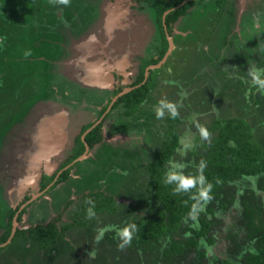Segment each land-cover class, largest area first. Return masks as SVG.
<instances>
[{
    "label": "rangeland",
    "instance_id": "374dc122",
    "mask_svg": "<svg viewBox=\"0 0 264 264\" xmlns=\"http://www.w3.org/2000/svg\"><path fill=\"white\" fill-rule=\"evenodd\" d=\"M34 1L40 2L39 4H42V2H44V0ZM12 2L13 0H0V7H4L6 4H8L6 6L9 8V16H4L1 20V23L5 27H8L10 31V35H8L7 38L2 39L0 41V45L8 41L10 45L14 44V46L16 47L15 54L10 55L11 52H7L4 53V56H2V58L0 59V85L3 86V89L0 88L1 225H3L4 221V219H2L1 217L5 218L6 212L8 211V208H10V206L15 209L18 203L26 200V196H28V202L36 198V196L39 194L38 192H40V174L42 172H46L45 167L47 165L48 168L51 167L50 169H48L49 172H46L47 174H52L53 172H55V170H57V166L67 154L66 151H69L70 149L68 143L70 142V139H72L74 133L77 134L84 123L93 120L98 115L96 110L97 107H100L88 105L84 109V115L78 116L76 114V118L74 117L76 120V126L73 128L72 132L70 131L66 133L65 136H63L62 134L59 135L55 132L54 128L56 130L62 128L63 116H59L63 113L60 112V110L57 111V109H55L53 111V115H49V110L43 112V110H38V106L37 108H35L36 101H43V96H41L40 94L38 99L35 100V95L34 97L31 96V91H28L27 84L33 82L34 80L32 81V79L40 78V76L37 74L32 75L28 70L21 68V65L26 64V59H23L24 53L26 52V47L24 45H19V39L21 38L19 32L26 29H22L23 27L15 22V10L17 13L18 6L17 4H12ZM136 6L137 3L134 0H99L97 17H95L92 24L87 29L88 31L83 33L81 35V38H77L79 41H75L74 43H72L71 48L68 47L69 51H67V53L69 52V55L70 53L75 54L76 49H79V47L83 48L82 46L92 45L95 49L91 51L94 52H81L83 54L89 55V59L87 58L88 60L99 62V64H101V69L103 70L107 69L106 65H109L110 68H116L118 70V73H123L126 77L128 75H131L133 73L132 69L129 71H125V69L128 70V68H131L133 64L130 63L128 66H125L121 62L126 60V62L128 61L129 63L132 58L131 55L137 51H142V49L146 45L145 42L148 38L147 33L142 36L144 32L142 33L139 29H131L135 28L136 26L141 27L142 24H149V21L147 19L145 20V12L142 11L140 13L138 10H136ZM202 6L203 5L201 4H195L191 8V14L187 15L186 17L179 18L173 24V29L176 33L175 36L180 34L179 37H181V32H190L192 30V27L199 20H193L191 18L194 16H199L197 12L202 8ZM248 6L249 8H251L250 11L264 9V0H231V2H229V4L227 5L224 14L222 13V15L228 17L227 21H225L222 27L220 25L222 23V19L215 22L216 29L219 28V30H217V33L223 35L220 36L222 39H218L220 45H217V40L212 41L211 45L215 47L216 52H218V50L221 52V57L217 56L214 59L211 58L212 62L214 61L213 66H215H208L209 69H218V71H221L222 74L224 72L232 73V79H234V82L238 78H241L240 80L243 82L242 90L245 89V91L244 94L238 97V100L234 99V96H232V94L235 92L234 85H231L230 83L224 85L222 80L219 81L217 77H213L214 80L210 81L208 78L195 75V77H193L192 79L189 78L188 80L187 74H189V71L188 68H186V62L179 61L181 50L180 48H178L174 51L173 63L169 64L170 66H175L174 69L168 67V65L166 64L168 62H165L166 66H162L160 72L158 73L160 78H157V84H161V78H163V75L168 78L176 74L172 72L173 70H176L180 74V78L184 80L187 79L188 81L186 80L180 82L179 87H177L178 84L169 85L162 89L159 94H153L145 104L147 108H151V106L154 105L155 108L151 109V111L154 113L153 117L151 116L148 118H144L142 117L143 111H138V117L141 118V121L134 124V126H131V130L133 131L132 133H130L132 135L131 137H126L123 133H115L111 136V134H109L108 132L111 120L104 122L103 133L105 132L106 134L105 141L115 143L117 142V139H129V144L131 146L132 144L137 145L140 152L144 150L143 146H145L147 152L150 155V152L154 148V144L152 141H150V139L159 140L160 138L158 137V135H156L154 130L158 127H164L165 120L163 119V116L169 113L167 108H162L163 114L161 116L157 118L155 114L156 108L159 106L158 101L163 99L164 96L167 97V99L165 100L176 105V111L177 113H179V115L185 114L184 112H182V109H179L180 106L184 107V109L186 110H188L189 108L190 111L192 110L191 118L189 119L191 122L187 125H179L181 131L179 144L180 146L178 148L179 152L173 155V170H175V167L178 164H184L183 159L187 154L188 149L192 148L193 145H195V138H197L199 142L205 143L213 134L216 133V130H209V126L211 125L210 123L212 122V119L216 114L224 113L226 115H232L235 112L238 113V110L243 114L245 110L249 115L248 119L251 120V123H256V127L253 130L255 137L257 136V139L261 137L264 138V91L260 90L255 84L251 82V77L249 75V72L251 70L261 69V76H264V70L261 68V66L256 64H254L253 69L249 68L250 66H252L251 64L248 65L249 62H252L251 58L257 56L254 50L250 52V60L239 62L238 60L241 57V54H239V52H241L240 50H243V48L239 47L238 49L236 48V50H233L231 41V39L235 37H232V34H234L236 35V37H241L244 40L242 43L245 42L246 38L243 37L244 34L243 30H241V26L248 25L251 27L252 31H255L256 23L254 22V20H245V17L242 15V13H244L243 9ZM33 11L39 12L40 8L34 7ZM200 16H206V14L203 15L202 13L200 14ZM233 17L236 18L233 19ZM262 18L264 19L263 15ZM203 20L207 22L205 18H203ZM220 27L222 28L221 30ZM261 32L263 33V29H261ZM17 33L19 37L15 38ZM195 33H197L196 30ZM225 37L229 38L230 43L223 39ZM105 39H107V42L112 43L114 46L110 47L108 45L107 47H105ZM233 44L234 47L238 46L237 42H234ZM247 44L248 47L251 48L250 45H252V41H248ZM98 45L99 47H105V52H108H106L107 58H104V56H102L100 50H96V48H99L97 47ZM27 50L30 54L32 53L30 49ZM184 51L188 53L186 49H183V52ZM67 53L64 54L63 57L66 56ZM259 54L260 52H258V56ZM217 55H219V52ZM225 55L228 57V59L230 58L229 60H231L230 63L229 60H227L229 65L228 63H226L227 61L225 63H221L222 60L226 59ZM100 57H102L101 60L99 59ZM10 59H16L15 62L20 63V65L13 63L8 67L7 63H9ZM84 67L88 68L86 64L84 65ZM54 70H56L55 65H53V71ZM77 72H79L80 74V71ZM90 72H92L91 69L89 70V73ZM23 73H27V75ZM210 75L213 76L211 71ZM23 76H27L26 85L24 83H21L22 85H19L20 79L22 80ZM100 78L104 79V76H100ZM226 82H228V79L226 80ZM106 85H112L111 74L109 75V78L104 82V84H102V86H105L103 87L104 89H99L105 90V88H107ZM249 91L254 95V97L260 100L259 105H253L251 115L247 106V101L242 98ZM177 94H184V100L178 102ZM79 107H82L80 101ZM241 108L243 110H241ZM254 111L257 112L254 113ZM42 112L44 113V115L42 114ZM188 116L189 114L184 115L186 122L188 121ZM70 120L71 119H69V121ZM53 121H57L53 124L55 126L51 125ZM142 121L147 122V125L152 131H150L151 134L147 133V125ZM196 122H199V126H197V129H193ZM65 123L67 124L68 121H66ZM70 123L72 122L70 121ZM51 126L54 128H51ZM200 127H203L208 131L209 135L206 139L200 135ZM114 131L115 129H113V131L111 129V132ZM138 131H140V133H138ZM58 146L59 148L56 149V147ZM97 147L98 145H95L92 151L97 149ZM52 149H54V151H52ZM204 152V150L203 153L201 151V154L204 155ZM88 154L89 156H91L92 153L89 152ZM142 160L143 163L146 162L145 158H143ZM38 164L42 165L40 172H37ZM113 166L117 167L119 165L114 164ZM70 173L72 174V176H77V174H75L73 171H71ZM107 176L108 177H106V179L108 181H113L115 179V173L109 174ZM100 180V183L96 187V183L92 181L89 184L91 187L90 189L107 192L110 188H112L108 186V182L106 183L102 178ZM242 185H245L244 188H242ZM256 186V177L229 179L224 184L222 195L220 196L222 197V202L226 203V207H224V209H221V211L219 209L218 213H215V216H217V218L211 220L212 230H214L215 235L218 234L219 239L224 238L225 242L228 244L234 242L236 246L242 249L240 251L241 257H243L242 253L245 252L244 247H246L247 244L252 240L253 236L257 234L256 226L261 227V225L264 224V179H261L259 188H257ZM62 188L63 185L61 184L60 188L58 187V189L56 190L57 192H59L56 194V197H59L57 198V205L59 203L62 204L60 208L53 211L51 210L52 208L49 206V204H51V202H49L51 201V195L47 194L44 196L45 199H47V203L40 202L42 201V198L37 204L31 202V204L27 206L25 213L19 217L21 218L20 221L17 220L16 222L19 225H23L28 223V220H33L35 218H37L38 220H41V217L45 219L46 216L49 217V214H52L50 219H53L58 215L60 216L58 224L74 221L75 217H79L78 214L75 213V210L79 208L78 201L83 202V194L88 191H83L82 189L77 190V188L71 187L67 193V191H62ZM117 188L119 190L121 189L120 184H117ZM114 190L117 191V189ZM242 191L244 192V195H247L250 198L251 202H249V206L254 209V216L252 218L244 215V209L241 203V201H244L245 199L244 196V198H241L239 200L234 199L230 202V199H232L231 196H233V194L236 193L239 196V192ZM257 191L258 193H256ZM121 193L122 192L118 191L116 197L118 198V196H120L119 194ZM132 197L135 204L139 202L134 196ZM72 198L74 202L71 201ZM123 201L126 202V200ZM65 203L67 204L66 207H64ZM134 214L139 213L134 212L130 216H134ZM129 222L130 221L127 217L120 218L119 216L117 217L114 214H108L106 212L95 213V215L89 217L88 220L90 233H87V235H85V232L77 229L76 227H74L75 230L68 231L66 233L65 240H67L69 243V246H67V248L63 251L67 252L66 255L61 256L57 255V253L56 255L51 254L50 256L48 255L47 251L44 255L40 252L38 254H41L45 257L44 264H177L176 260H174V256H176L175 253L172 255V259L170 260L169 258H166L164 256V247H168L170 240H173V244L175 243L176 247L182 244L184 242V239H186L187 236L192 233L189 226H195V223L191 219V216L188 218L185 217L183 226L178 231L174 232L173 234H168L166 238H160V241L158 243L150 242L149 245H145L142 248H137L134 246V243H131L130 245L125 246L123 249H120L119 247H117L119 238L116 236L115 228L106 226L115 225L118 227L123 226L124 224ZM250 223L254 224V227H251L249 225ZM83 227L84 226H80L79 228L83 229ZM99 228H105L106 230L104 231L102 238L99 241H96L95 236L97 233V229ZM86 230L88 231V228H86ZM150 244H155L158 247L154 248L153 245ZM207 247H209V245H207ZM13 248L14 246L12 245V247L7 250L8 252L0 251V264L38 263H35L32 260L36 255L35 253H37L36 249H32L31 251L29 249L25 254L26 256H24V258L26 257V259L21 258L19 260V258L16 257L18 256L16 255V251V256H14V252H11ZM237 255L236 257L238 258L239 255ZM192 256H194V253H189L185 257L183 255L181 263L188 264V261Z\"/></svg>",
    "mask_w": 264,
    "mask_h": 264
},
{
    "label": "trees",
    "instance_id": "16d2710c",
    "mask_svg": "<svg viewBox=\"0 0 264 264\" xmlns=\"http://www.w3.org/2000/svg\"><path fill=\"white\" fill-rule=\"evenodd\" d=\"M147 1L153 6L154 11H156L157 21L161 28L163 40L165 41L163 49L161 50L162 53L166 47V39L164 36L162 25V14L164 11L179 5L182 0ZM223 1L224 0H220L221 8ZM196 2V0H188L182 5L169 10L164 15L163 19V21L167 24V27H169L170 29L169 24L175 22V20L180 15L186 14L187 8H189L190 5L195 4ZM6 5L4 7L1 6L0 8L9 12V8ZM40 6L42 7L41 4ZM17 14L18 13H16L15 10V15ZM262 19L260 18V21H262ZM1 28L2 29H0V31L2 33L9 32L8 27ZM248 57L249 56L242 60H248ZM254 58V64L261 66V68L264 70V59L260 62V60L258 59V53ZM229 59L228 57H226L225 61ZM15 61L16 59H10L9 63H7L8 67L13 63L20 65V63ZM188 71V75L193 78V68L189 67ZM44 75H48L47 72H45ZM212 75H216L217 79H219V81L222 80L224 85L227 83L234 85L235 92L232 94V96H234V99L238 100V97L244 94L245 89L242 90L243 82L240 80L241 78H238L234 82V79H232V73L224 72L222 74L221 71L216 72L215 74L212 73ZM142 77V73H140L138 81ZM206 77L210 81L214 80V76L210 75L209 77ZM227 79L228 82H226ZM52 83L53 81L50 80V87L48 84L46 87H44L43 90L36 92L35 97L33 95L35 100L38 99L40 94L41 96H43L42 98L46 100L49 98L59 99L54 94V89L51 87ZM19 85H22L21 79ZM149 87L150 85L148 84L143 85L139 89H134L125 97H123L125 99L126 105L128 106L125 109V115L132 114L136 108L141 107L140 105L143 101L144 94L149 89ZM0 88L3 89V86L0 85ZM242 98L247 101V106L251 115L253 105H259L260 100L254 97V95L250 91ZM144 108V106H142L141 109L139 108V111H143L142 117H153L154 113H152L149 108L148 110ZM243 109L241 108V110ZM255 112L257 111H254V113ZM187 114H189L188 119H190L192 110ZM248 116L249 115L245 110L243 114L239 110L238 113L235 112L232 115H226L224 113L216 114L213 117L212 122L210 123L211 125L209 126V130H216V133L213 134L205 143L199 142L198 139L195 138V145H193L192 148L188 149L187 154L183 159L184 164H179L180 166H176L175 170H173L174 167H172V160L174 159L173 155L179 152L178 148L180 146V130L178 131V128L180 125L181 117L179 113H177L175 117L170 116L169 113L165 114V118L168 123L167 127L165 128L163 135L159 138V140H157V145L154 148L151 157L148 158L147 162L144 164L142 163V159L144 158L143 153L139 151L137 145L132 144L131 146L129 144V139H123L122 144L117 143V146L112 145V143L109 142L101 141L102 135L100 124L93 127L89 132H87L84 135L83 140L81 138V134L90 124V122H86V124L84 123L81 126L80 131L76 134L77 136L75 135L73 137L71 145L69 144V148H71L72 146L73 147L71 148L72 153L68 160L70 162L72 159H75L77 158V156L81 155L85 150V143L89 146V151H91L92 155L75 160L68 168L62 170L60 175L57 177L56 182L51 184L46 191H56L58 189V186L56 187L58 183H60V185L62 184L64 189L75 187L77 188V190L82 189L84 191L91 188L89 184L92 181L96 183L95 187L98 186L101 178L106 183L108 182V186L117 189V184H119L121 181L117 179L123 178V171H125L128 175L129 183L133 188V190L130 193L128 191L127 194L129 193V195L134 196L139 202L136 204L129 203L127 206L124 205V207H122V205L117 206L114 199V193H116L117 191H115L114 189L110 188L107 193H104L100 190L94 191L93 189H90L88 194H83V197L85 198V200L87 198V200L85 202H82V207L80 208V210H75L76 214H81V217H79V219L74 218V221L67 222L61 225H57L58 217L50 220L48 223L43 222L44 218L42 217L41 220H38L37 218L28 220L30 222V227L26 229H16L11 241L6 242L11 232L12 226L11 215L13 214V209L10 207L6 212L5 218L1 217L2 219H4V221L3 225L0 224L2 227L0 229V251L8 252L7 250L13 245L14 248L11 250V252L19 251L24 258L29 249L30 251L32 249H36L37 253H35L36 255L32 260L35 263L38 262L39 264H44L45 257L41 254L39 255V252L44 255L47 251L48 255L50 256L51 254L56 255L57 253V255L61 256L66 255L67 252L63 251L67 248V246H69V243L67 240H65V237L68 231L75 230V228L72 227H76L77 229L82 230L83 232H85V235H87V233H90V228L88 227V208L91 207L92 210L96 212H102L104 210L113 212L116 209L118 210L121 208L118 214L119 217H127L128 220L137 227V231L133 236L131 242L134 243V246L137 248H142L145 245H149L150 242L158 243L160 241V238H166L168 234H173L174 232L178 231L183 226V220L185 219V217L187 218L196 215L198 224L195 228L190 227L192 233L189 234L187 238L184 239V242L177 247L175 243L173 244V240H170L168 247H164L165 249L163 250V253L166 258H169V260L172 259V255L175 253L176 256H174V260H176L177 264H187L181 263L183 255L185 257L189 253H194V256L189 259L188 264H207V259H205L206 250L203 248V245H201L200 241L201 239H204L207 241H204L206 242L205 245H208L210 243H213V238L212 235L208 233V222L202 215L207 213V210L205 211L204 207L200 208L199 206L202 203H206V209H209V202L213 200L221 201L222 197L220 196L222 195L224 184L229 179L256 177L257 188L260 187L261 179H264V138L261 137L257 139V136L255 137L253 130L256 127V123H251V120L248 119ZM117 121L112 126V131L113 129H117L128 131L131 133L133 132L131 130V121H120V126L119 124H117ZM142 122L147 125V122ZM197 126H199V122H196L195 128H197ZM74 138L75 146L73 144ZM95 145H98V147L97 149H95V151H92ZM203 150L205 151L204 155L201 154V151L203 153ZM107 152L109 156L107 155ZM126 159L128 160V162L125 163ZM108 160L109 162L106 163V161ZM201 161H203L205 165L202 173L206 181L212 185L209 190L210 199H208L207 201H197L196 199H194V197L198 195L199 186L194 185L187 190L181 189L180 191H174V189L176 188V182H166V177L170 170H173L174 172L183 174L185 176L191 175L195 177L199 175L201 172V169L199 167ZM111 162H114V164H118L119 166L114 167V164H111ZM138 164L141 166L140 170H137ZM71 171L77 174V176H72V174L70 173ZM136 171L146 173L143 181L139 182L136 180ZM113 173H115V179L113 181H108L106 179V177H108L107 175ZM50 180L51 177H45V180L41 181V187H45ZM244 186L245 185H242V188H244ZM256 193H258V191ZM243 196L245 197V199L244 201L242 200L241 203L243 205L244 215L252 218L254 216V209L249 206V202H251L250 198L247 195H244V192L242 191L239 192V196H237V198L235 197V199L239 200L241 198H244ZM25 198H28V196H26ZM40 199L41 197L35 198L34 200L32 199L29 202V205L31 204V202H34L35 204L39 203ZM46 201L47 199L43 197L42 201L40 202L47 203ZM89 201H91V204L89 203ZM193 204L197 205L194 215L192 209ZM49 206L52 208L51 204H49ZM61 206L62 204L60 203L57 208H55V210H57ZM66 206L67 204L65 203L64 207ZM137 208H139L141 212L139 214H134V216H130L135 212ZM249 225L251 227H254V224L252 223H250ZM80 226H84L83 229L79 228ZM256 227L257 234H255L252 240L247 244V246L244 247L245 252L242 253L243 257H241V254L238 258L236 257L237 259L232 256L233 260L236 259V264H264V224H262L261 227ZM86 228H88V231L86 230ZM232 245H234V247L238 250V246H236L234 242L232 243ZM153 247L156 248L158 246L154 244ZM24 259H26V257ZM232 264H234V261L232 262Z\"/></svg>",
    "mask_w": 264,
    "mask_h": 264
},
{
    "label": "flooded vegetation",
    "instance_id": "af4514ba",
    "mask_svg": "<svg viewBox=\"0 0 264 264\" xmlns=\"http://www.w3.org/2000/svg\"><path fill=\"white\" fill-rule=\"evenodd\" d=\"M134 1L137 3L136 10H138L140 13L142 11L145 12L144 13L146 15L145 20L147 19L149 21V24L148 25L142 24L141 27L136 26L135 28H131V29H133V30L139 29L142 33L144 32V34L142 36H144L147 33L148 38L145 42L146 45L144 46L142 51H137L131 55L132 58H131V61H129V63H128V61L126 62V60L121 62L125 66H128L130 63L133 64V66L131 68H128V70L125 69V71H129L132 69L133 73L131 75H128L126 77L123 73L122 74L118 73V70L116 68H112V67L110 68L109 65H106V68L109 67V69H105V70L106 71L108 70V73L111 74L112 85H111V87L105 88V90H100V91H98V90L93 91V90H91L92 88H84V86L80 87L76 84V81L70 80L71 78L68 79L67 77L63 76V78H64L63 79V78H61V75L59 73H57V70H55V72L53 71V65H56V63H58L60 58H62L63 55L67 53V51H68L67 49H69L68 47L71 48L72 43H74L75 41H79L77 38H81V35L83 33H85L86 31H88L87 29L92 24L95 17H97L98 8H99L98 7L99 0H69V3L67 5L60 3L59 0H44V2H42V4H41L42 7L39 4L40 2H37L34 0H27V1L26 0H13V2H12V4L14 3V4H17V6H18V9H17L18 14L15 15V17H14L15 22H17L18 25L20 24L23 27V28L21 27L22 29H26V30H21L19 32V35L21 37L19 39V42H20L19 45L20 46L24 45L26 47V52H28L27 49H30L32 52L31 54H29L27 56L24 55L23 59L24 60L26 59V64L21 65V68L28 70L29 73L32 75L37 74L40 76V78L32 79V81L33 80L34 81L27 84L28 91H31V96L35 95L36 91L39 92L40 90H43L44 87H46L48 84L50 87V80H51V81H53V83L51 84V87L54 89L53 91H54V94L57 98L62 99L64 101H67L68 103L74 105V107L79 106V101L81 102L82 107L78 108V111L80 112L79 116L84 115L83 114L84 109L88 105H90V106L93 105L96 107L100 106V107H97V109H96L98 115L93 120L90 121V124L87 126V128H85L84 132L81 134V138L83 140H84V135L87 132H89L93 127L100 124L101 135H102L101 141L106 142L105 141L106 134H105V132L103 133V130H104L103 124H104V122L110 121V120H111V122H110V125L108 128L109 129L108 132H109V134H111V136L115 133H123L126 137H131L132 136L130 134L131 132H128V131L116 129L114 132H111L112 126L115 124V122L117 120H118L117 124H119V126L121 124L120 121H122V122L123 121H125V122L131 121L130 124L133 126H134V124L139 123L141 121V118L140 119L137 118L139 108L141 109V107L144 106L146 108V110H148V108L145 106V104H146L147 100L150 97H152L153 94L154 95L159 94V92H161L162 89H164L165 87H167L169 85L178 84L177 87H179L180 82L187 80V79L184 80V79L180 78V74L176 70H173L172 72H174L176 74H174L173 76L168 77V78L163 75V78H161V81H162L161 84H157V78H160L158 73L160 72V69L162 66L163 67L166 66L165 62H168V63H166L168 65V67L174 69L175 66H170L169 64L173 63L174 51L177 50L178 48H180V50H181L180 56H179V61L180 62H186V65H187L186 68H188V69H189V67L193 68V71H192L193 77H195V75H199V76H204L205 78H207L206 76H208V77L210 76L209 75L210 71L213 74H215L216 72H219L218 69L213 70L211 68L210 69L208 68V66H210V65H212V67L215 66V65L213 66L214 61L212 62L211 58L214 59L217 56L221 57V52L218 50L219 55H217L218 52L215 51V47L213 45H211V42L217 40V42H216L217 45H220L218 39L219 40L222 39L220 36H222L223 34L217 33V30H219V28L216 29L215 22L222 19V23L220 24L222 27L224 25L225 21H227L228 17L222 15V13L224 14L226 7L229 4V2H231V0L230 1L224 0L222 3V8L220 6V4H221L220 0H207V1L206 0H196L197 2L195 4H201L203 6L197 12V14H199L198 17H195V16L192 17L191 16L192 18L191 17L190 18L193 20L197 19L200 22L199 21L196 22V24L192 27V30L190 32H188V31L187 32L186 31L181 32V37H179L180 34L175 36L176 33L174 32L173 24L179 18H183V17H186L187 15L191 14L192 13L191 8L195 4H192L189 6V8H187L186 14L180 15L175 20V22L170 23L169 24L170 29H169V27H167V24L163 21L164 15L169 10L182 5L184 2H186L188 0H182V2L179 5L168 9V11L166 10L167 12L164 11L162 14V22H163L162 25H163L164 36L166 39V47L162 53H161V50L163 49L165 41L163 40L161 28H160L159 23L157 21L156 11H154L153 6L151 4H149V2L147 0H134ZM36 5L38 8H41V10L39 12L33 11V8L36 7ZM250 10H251V8H249V6L246 7L245 9H243L244 13H242V15L248 16V17L244 18L245 20L246 19H249L251 21H252V19L254 20V22L256 23L255 24L256 28L254 27L255 31H252L251 27L248 25L247 26H241V30H243V34H244L243 37H245L246 40L244 43H242L244 40L241 37L239 38V37H236V35L232 34V37L235 36V37H233L235 39H233V38L231 39L232 49L236 50V48L238 49L239 47L243 48V50H240L241 52H239V54H241L240 56L242 57V58H239L240 61H244L242 59H245L247 56H249L248 60H250V56H251L250 52L252 50H254L256 52V55L258 52H261L258 56L259 57L258 59L261 62L264 59L263 58L264 57V35L261 32V29H263V31H264V21L262 19L264 9H259V10H254V11H250ZM202 13H203V15L206 14V16H200V14H202ZM4 16L8 17L9 12L0 8V24H1L0 29H2L1 27L6 28L1 23V20ZM203 18H205L207 20V22L205 20H203ZM235 18L233 17V19H235ZM260 18L262 19V21H260ZM221 27H220V30L222 29ZM8 30H9V28H8ZM195 30L197 31V33H195ZM9 32L8 33H4V32L2 33L0 31V41L4 38H7L8 35H10ZM11 34H14V33H11ZM19 35L17 33L15 38H18ZM199 37H201V38H199ZM223 39L230 43L229 38L225 37ZM180 41H181V43H180ZM248 41L249 42L252 41V45H250L251 48L248 47V44H247ZM170 42H171V44H170ZM234 42H237V45H238L237 47H234V44H233ZM104 43H105V47H107L108 45L110 47L114 46L112 43L107 42V39L104 40ZM14 47H15L14 44L10 45L8 43V41H6L4 44L0 45V59L2 58V56H4V53L11 52L10 55H12L16 51V47L15 48ZM82 47L83 48L79 47V49H76L74 47L76 49V53H77L75 55H78L80 59H82V58L87 59L89 57V55L81 53L82 51L86 52V53H91V52H94L91 50L95 49L92 45L91 46L86 45V46H82ZM97 47H99V45ZM105 47L103 48V46H101L99 48H96V50H100L102 56H104V58H107L106 57L107 51L105 52V50H104ZM169 47H171V48H169ZM183 49H186V51L188 53H186L185 51L183 52ZM89 51H91V52H89ZM10 55H7V56H10ZM224 60H222L221 63H225L226 61H224ZM254 60H255L254 57L251 58L252 62ZM44 61H45V64H44ZM230 61L231 60H229V63H230ZM252 62L248 63V65L249 64L252 65L249 67L250 69L254 68V62H253V64H252ZM226 63H228V61ZM229 63H228V65H229ZM84 65H85V63L81 64L80 67H83ZM230 67H232V66H230ZM45 72H47L48 75H44ZM140 73H142L143 77L138 81V77H139ZM26 75H27V73H26ZM213 76L216 77V75H213ZM28 77H29V75H28ZM187 78H188V80H189V78L192 79V77H190L188 74H187ZM128 79H130V80H128ZM66 80H68V81H66ZM26 82H27V76H25V77L23 76L21 83H24L26 85ZM146 84L150 85V87L146 91V93L144 94L143 101L141 102V105H140L141 107L136 108L132 114L125 115L124 112L128 106L126 105L125 99L123 97H125L132 90L139 89L140 87H142L143 85H146ZM34 90H36V91H34ZM154 98H155V96H154ZM160 98H162V97H160ZM183 98H185L184 94L178 95L177 101L180 102L181 100H184ZM163 99H167V97L164 96ZM152 108L153 109L155 108L154 105L151 106V108H149V109L151 110ZM179 109H182V112H184L185 114H187L190 111V108L188 110H186L182 106H180ZM180 117H181V121H180L181 125H187L188 123L191 122L189 119L186 122L184 115H182V114L180 115ZM163 119L165 120L164 127H162V128L158 127L157 129L154 130L156 135H158V137H161L163 135L165 128L167 127V124H168L165 116H163ZM146 129H147V131H151L149 126H147ZM193 129H197V128L194 127ZM179 130H180V128H178V131ZM138 133H140V131H138ZM147 133L150 134V132H147ZM180 137H181V131H179V138ZM116 141L117 142L112 143V145L117 146V143L122 144V142H123V140H119V139H117ZM150 141L153 142L154 148H155L157 145V140L150 139ZM109 143H111V142H109ZM73 144L75 146V138H74ZM71 148L69 149V151H66L67 154L65 155V158L59 163V165L56 168L57 170H55V172H53L52 174H47L46 172H42L40 174V183H41V181L45 180V177H51V180L49 181V183H47V185L45 187L40 186V192L41 193L39 192V194L36 196V198H40V197L43 198L45 195L50 194L51 195V204H53L52 209H51L52 211L55 210V208H57V206L60 204L59 203L57 205V198H59V197H56V194L59 192H57V191L49 192V190L47 192L46 190L48 189V187L51 184L56 182L57 177L60 175L62 170H65L66 168H68L75 160H78L81 155L86 154V156H89L88 153L91 152V151H89L90 150L89 146L85 143L84 152L81 155L77 156V158L72 159L69 162L68 159L70 158L71 153H72ZM143 148H144V150L141 153H143V156L147 162V159L151 157V154H152L154 148L150 152V155L147 152L146 147L143 146ZM107 155L109 156L108 152H107ZM82 158H84V157H82ZM82 158H80V159H82ZM108 162H109V160L106 161V163H108ZM126 162H128L127 159L125 160V163ZM111 164H114V162H111ZM61 165H62V167H61ZM140 167L141 166L138 164L137 170H140ZM123 173H124V177L121 179H117V180H121L119 183L121 189L119 190L117 188V192L114 193L115 204L117 206L122 205V207H124V204L134 203L133 197L131 195H129V193L133 190V188L131 187V185L129 183L128 175L126 174L125 171H123ZM145 176H146V173L138 171L137 175H136V180L141 182L144 180L143 178ZM57 186L60 188V183H58L56 185V187ZM61 190L67 191V193H68V191L70 189H64V187H63ZM89 190H85V191L89 192ZM118 191L122 192L119 195L123 199L120 196H118V198L116 197V194L118 193ZM128 191H129V193L127 194ZM88 192H86L85 194H88ZM103 192L107 193L106 191H103ZM236 195H237L236 193L233 194V196H231L232 199H230V200L233 201V199H235V197L237 198L238 195L237 196ZM52 198H54V199H52ZM27 199L28 198H26V200H24L23 202L18 203L17 207L15 209L10 206L13 209V214L11 215L12 226H11V232H10L6 242L11 241L16 229H26V228L30 227V222L23 224V225H19L16 222L18 220V217L22 216L25 213L26 208L29 205V202ZM64 199H65V197H64ZM86 200H87V198H86ZM86 200H85V198H83V202H85ZM123 200H126V202ZM72 202H74L73 198H72ZM78 202H79V206H78L79 208L76 209L77 211H79L80 208L82 207V202L81 201H78ZM209 203H210V206L208 207L209 209H206V206H207L206 203L201 204L202 207L205 208V211L207 210V213L202 214V215H203V217H205V220L208 222V225H209L208 233L210 235H212V238H213V243L208 244L209 247H207V245H205L207 242L206 240L201 239V241H200L201 245H203V248L206 250V253H205V259H207L206 262H207V264H232V262L234 261V264H236V262H237L236 261V259H237L236 255L242 249H240L238 247V250H237L234 247V245H232V243H229V244L226 243L224 238L219 239V235L218 234L215 235L214 230H212L211 220L214 218H217V216H215V213H218L219 209H220V211H221V209H224V207H226L225 206L226 203L222 202V200L221 201L213 200ZM120 210H121V208L118 210L116 209L113 212H109L108 210H104L102 212H100V211L99 212L93 211V212L94 213L106 212L108 214H114L118 217ZM135 212L140 213L141 210L139 208H137L135 210ZM51 216H52V214L51 215L49 214V217L46 216V218L43 220V222L48 223L50 220H52V218L50 219ZM78 216L81 217V214H79ZM57 217H58V221H59L60 216L58 215ZM79 217H75V218H79ZM20 219L21 218H19L18 221H20ZM191 219L195 223V226H189V227L195 228L198 224L197 219H196V215L192 216ZM58 221H57V225H61V224H58ZM183 222H184V220H183ZM65 223H67V222H65ZM62 224H64V223H62ZM1 228L2 227L0 225V229ZM72 228H74V227H72ZM204 241H206V242H204ZM240 254L241 253H239L238 255H240ZM16 255H18V256H16ZM16 255L14 252V256L19 258V260L21 258H23V256L20 254L19 251L16 252ZM232 256H234L236 259L233 260Z\"/></svg>",
    "mask_w": 264,
    "mask_h": 264
},
{
    "label": "water",
    "instance_id": "95a60500",
    "mask_svg": "<svg viewBox=\"0 0 264 264\" xmlns=\"http://www.w3.org/2000/svg\"><path fill=\"white\" fill-rule=\"evenodd\" d=\"M170 44H171V42H170ZM169 48H171V47H169ZM67 50L69 51V49H67ZM75 54H77V53H75ZM75 54L70 53V55H69V52H68L66 56H64L62 59H60L58 61V63H56L55 66H56L57 73H59L61 75V77L64 76V77H67L68 79L71 78L70 80H72V81H76V84L80 87L84 86V88H92L91 90H98V91L103 90L104 89L103 87H105V86H102V84H104V82L109 78V75H110V73H108V70L104 71L103 69H101V66H100L101 64H99V62H96L94 60L90 61V60H88L89 58L88 59H84V58L80 59L79 56L75 55ZM99 59L101 60L102 57H100ZM87 61H89V62H87ZM83 63H85L89 69L85 68L84 66L80 67V65ZM90 69L92 72L89 73ZM107 69H109V67H107ZM77 71H80V74ZM54 72H55V70H54ZM100 76H104V79L103 78L101 79ZM99 86H102V87H99ZM106 87L108 88L111 86L106 85ZM99 88H103V89H99ZM37 106H38L39 111L43 110V112H44L46 110H49V112H48L49 115H53V111L55 109H57V111L60 110V112L63 113V114H60V116H59V117L63 116V118H62V128L63 129L59 128L58 130H56L54 127H52V126H55L53 124L57 121H53V123L51 124L52 125L51 128H54L56 133H58L59 135L62 134L63 136H65L66 133L73 131V128L76 126L75 125V121H76L75 116H76V114L79 116V113H80L78 111L79 106L74 107V105L69 104L63 100L51 99V98H49L47 100L43 99V101H36L35 108H37ZM43 112H42V114L44 115ZM72 115H73V117H72ZM69 119H71L70 121L72 123H70ZM66 121H68L67 124L65 123ZM75 135L76 134L74 133L73 137ZM73 137H72V139H73ZM72 139H70V142L68 144L71 145ZM58 148H59V146L56 147V149H58ZM52 151H54V149H52ZM84 156H86V154L81 155L79 157V159L84 157ZM41 167H42V165L38 164V166H37L38 171L37 172L41 171ZM45 168H46V172L47 171L49 172L48 169H50L51 167L48 168V166H46Z\"/></svg>",
    "mask_w": 264,
    "mask_h": 264
},
{
    "label": "clouds",
    "instance_id": "9594fccd",
    "mask_svg": "<svg viewBox=\"0 0 264 264\" xmlns=\"http://www.w3.org/2000/svg\"><path fill=\"white\" fill-rule=\"evenodd\" d=\"M59 2L67 5L69 3V0H59ZM29 54H30L29 52L24 53L25 56ZM261 71H262L261 69H253L249 72V75L251 77V82L255 84L260 90L264 91V76H261ZM158 105L159 106L156 108L155 111L157 118L163 114L162 108H167L170 116L172 117H175L177 115L176 105L173 104L172 102H169L165 99H161L158 101ZM199 131H200V135L203 138L206 139L208 137L209 133L205 128L200 127ZM204 166H205L204 162L201 161L199 166L201 172L199 175L195 177L191 175L185 176L183 174L174 171H169L166 177V182L168 183L172 181L176 182V188L174 189V191H180L181 189L187 190L194 185L199 186L198 195L195 196L194 199H196L197 201H207L208 199H210L209 190L212 187V185L206 181L202 173ZM89 203L91 204V201H89ZM199 207L201 208L202 205H200ZM196 208L197 205L193 204L192 206L193 215L195 214ZM87 214L89 217L95 215L91 207L87 209ZM106 227L115 228L116 236L119 238V243L117 247H119L120 249H123L125 246L131 244L133 236L137 231V227L131 222L126 223L123 226L117 227L115 225H110ZM105 230H106L105 228L97 229V233L95 236L96 241H99L102 238Z\"/></svg>",
    "mask_w": 264,
    "mask_h": 264
},
{
    "label": "crops",
    "instance_id": "0c3cea01",
    "mask_svg": "<svg viewBox=\"0 0 264 264\" xmlns=\"http://www.w3.org/2000/svg\"><path fill=\"white\" fill-rule=\"evenodd\" d=\"M38 193H39V192H38ZM38 193H37V194H38ZM37 194H35V195H37Z\"/></svg>",
    "mask_w": 264,
    "mask_h": 264
}]
</instances>
